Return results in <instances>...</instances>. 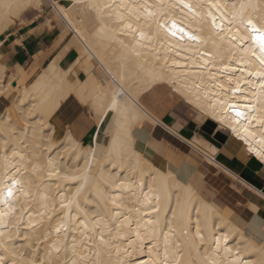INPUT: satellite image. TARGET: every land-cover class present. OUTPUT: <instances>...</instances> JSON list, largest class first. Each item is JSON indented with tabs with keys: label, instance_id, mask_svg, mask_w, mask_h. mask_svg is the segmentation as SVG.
Listing matches in <instances>:
<instances>
[{
	"label": "bare ground",
	"instance_id": "obj_1",
	"mask_svg": "<svg viewBox=\"0 0 264 264\" xmlns=\"http://www.w3.org/2000/svg\"><path fill=\"white\" fill-rule=\"evenodd\" d=\"M40 17L64 46L28 81L9 71L2 43ZM248 20L264 26V0H0V99L14 91L0 114L7 264H264V237L203 192L198 172L182 180L137 143L157 124L140 98L162 85L264 165V57ZM72 46L78 56L64 67ZM71 94L90 102L96 123L105 120L94 143L70 128L57 135L52 117ZM187 142L264 198L210 158L218 150L210 139Z\"/></svg>",
	"mask_w": 264,
	"mask_h": 264
},
{
	"label": "crops",
	"instance_id": "obj_2",
	"mask_svg": "<svg viewBox=\"0 0 264 264\" xmlns=\"http://www.w3.org/2000/svg\"><path fill=\"white\" fill-rule=\"evenodd\" d=\"M43 19L40 17L19 29L11 30L7 39L2 43L3 60L7 62L9 71L16 75H21L24 71L28 77L32 75L31 78H33L43 65L49 63L63 49V41L53 46L58 27L48 28L43 23ZM38 22L41 25L37 26ZM77 56L78 49L72 46L62 55L60 64L67 67ZM79 74L81 78L85 77L84 72L79 71ZM181 102L186 104L178 94L162 85L156 86L141 96L140 103L157 119V124L153 129L147 130L145 134H138L139 148L157 166L175 171L182 180H188L198 172L203 192L214 197V202L240 223L248 234L257 240H261L264 237V198L236 181H233L232 184L235 182L241 188L243 207L231 206L216 197L213 189L205 183L204 174L212 172L223 176L227 173L223 169L209 164L205 156L192 147L187 140L192 139L197 134H202L210 139L218 146L216 158L223 166L239 177L246 179L253 186L260 187L263 191L264 165L250 155L244 149L242 142L226 130L217 128L213 122L203 124V122L196 120L195 114L185 106H181L179 104ZM90 105V102L83 103L80 101L75 94L69 95L52 117L58 134L64 132V129L70 128L83 143H94L97 135L104 128L105 120L96 123V116H94V110L89 108ZM211 124L212 126H210ZM231 188L234 187L231 186ZM235 190L238 192L237 189ZM248 201L257 202L260 210L251 212Z\"/></svg>",
	"mask_w": 264,
	"mask_h": 264
},
{
	"label": "rangeland",
	"instance_id": "obj_3",
	"mask_svg": "<svg viewBox=\"0 0 264 264\" xmlns=\"http://www.w3.org/2000/svg\"><path fill=\"white\" fill-rule=\"evenodd\" d=\"M64 2L69 3L70 0H64ZM51 8H52L51 6H48L46 11H48ZM46 14H47V12H45L44 15H46ZM21 76L24 78H27L28 81L31 79V77H28L24 71H22ZM13 94H14V91L8 92L7 94H5V96H3L0 99V114H1V111L3 110V108L11 101ZM179 104L181 106H185V108L190 109L192 113H194V114L196 113L193 109H191L186 104H184L182 102ZM12 114L14 115L15 118H17V113L14 110H12ZM195 117H196V115H195ZM57 135H59V134H57ZM204 176H205V183L207 184V186H209L210 188L213 189L216 197L223 200L225 203L230 204L231 206L243 207V198H242L243 193H242V191H241V193L236 192V190L234 188L233 189L231 188V185H232L231 183L233 181H235L232 177H230L227 174H224L223 176H221V175H218L217 173H212V172L207 173V174L205 173Z\"/></svg>",
	"mask_w": 264,
	"mask_h": 264
},
{
	"label": "snow or ice",
	"instance_id": "obj_4",
	"mask_svg": "<svg viewBox=\"0 0 264 264\" xmlns=\"http://www.w3.org/2000/svg\"><path fill=\"white\" fill-rule=\"evenodd\" d=\"M247 25L250 31L251 39L258 44V51L260 55L264 57V26L258 28L256 24L252 22V20H248ZM173 27L174 28L176 27L175 23H173ZM180 31L182 32L183 29H180ZM191 38L195 39V37H191ZM253 54L255 55V53ZM261 66L264 67V60H261ZM238 115H242V113H238ZM8 195L9 196L12 195L11 189L8 190ZM0 264H7L3 256H0Z\"/></svg>",
	"mask_w": 264,
	"mask_h": 264
},
{
	"label": "built area",
	"instance_id": "obj_5",
	"mask_svg": "<svg viewBox=\"0 0 264 264\" xmlns=\"http://www.w3.org/2000/svg\"><path fill=\"white\" fill-rule=\"evenodd\" d=\"M169 130L172 131L170 128H169ZM197 151H199L203 156L207 155V154H206L204 151H202V150H197ZM207 156H208V155H207ZM210 158H211L212 160H214V161L219 162V161L217 160V158H216V154L211 155Z\"/></svg>",
	"mask_w": 264,
	"mask_h": 264
},
{
	"label": "water",
	"instance_id": "obj_6",
	"mask_svg": "<svg viewBox=\"0 0 264 264\" xmlns=\"http://www.w3.org/2000/svg\"><path fill=\"white\" fill-rule=\"evenodd\" d=\"M16 82H13V84H15Z\"/></svg>",
	"mask_w": 264,
	"mask_h": 264
}]
</instances>
